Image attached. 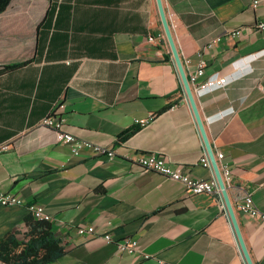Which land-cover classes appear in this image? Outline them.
Returning a JSON list of instances; mask_svg holds the SVG:
<instances>
[{
  "label": "crops",
  "instance_id": "crops-1",
  "mask_svg": "<svg viewBox=\"0 0 264 264\" xmlns=\"http://www.w3.org/2000/svg\"><path fill=\"white\" fill-rule=\"evenodd\" d=\"M162 4L187 77L202 54L199 83L229 81L193 94L220 173L232 172L226 189L243 240L254 264H264V223L240 209L251 194L264 213V0ZM58 103L63 131L115 149L116 158L75 157L41 127ZM146 153L193 178L215 176L202 162L204 141L157 0H12L0 13V191L23 204L0 206V239L23 235L41 206L66 250L49 264H246L223 196L191 195L144 172ZM105 234L136 239L153 258L122 254Z\"/></svg>",
  "mask_w": 264,
  "mask_h": 264
},
{
  "label": "built area",
  "instance_id": "built-area-1",
  "mask_svg": "<svg viewBox=\"0 0 264 264\" xmlns=\"http://www.w3.org/2000/svg\"><path fill=\"white\" fill-rule=\"evenodd\" d=\"M258 1L254 3V7H257ZM262 27V25H260ZM241 30H235L232 32L233 37H238L241 35ZM153 41V38L150 37ZM213 44L207 46V49L211 48ZM199 65L195 71L190 73L188 77V82L192 88L198 93H203L207 91H215L220 88H224L229 84L227 78H220L217 75L209 77L200 84V80L205 77L206 62L202 58V54L199 55ZM190 62V60H188ZM179 74V73H178ZM181 82V79H180ZM183 87V83L181 82ZM184 89V87H183ZM65 110V105L63 103L56 104L50 113L41 121L40 126L46 129H51L56 133L57 139L60 143L68 145L71 149V153L75 157H79L85 151H90L95 156L107 157L110 161L114 160L117 156L115 149L97 145L90 141L80 139L75 135L63 131L64 116L63 112ZM149 121H143L145 125ZM8 145H4L2 149H8ZM206 154L204 155L202 162L212 167L208 152L205 148ZM218 158L222 159L223 154H218ZM138 164L144 172H154L158 173L168 179L179 182L183 184L187 192L191 195L200 194H214L222 196V190L219 187L216 176L211 180H200L191 177L189 174L183 172V168L180 165H174L170 163L164 156L157 153H146L139 157ZM213 168V167H212ZM222 179L226 185V182H230L232 179V172L228 166H224L222 172ZM23 204V199L18 194L6 193L0 191V206L4 208L18 207ZM225 207V204H224ZM241 211L253 218L258 219L264 223V213L258 209L254 203L253 196L248 194L245 201L240 205ZM35 219L40 221L52 222V216L41 206H36L32 211ZM80 234H84L85 230H79ZM104 240L108 244H115L118 251L126 255H139L145 260H150L153 258L152 255L145 253L140 245L139 241L133 238H125L121 240H114L110 234L103 235ZM159 264H163V261H159Z\"/></svg>",
  "mask_w": 264,
  "mask_h": 264
},
{
  "label": "trees",
  "instance_id": "trees-1",
  "mask_svg": "<svg viewBox=\"0 0 264 264\" xmlns=\"http://www.w3.org/2000/svg\"><path fill=\"white\" fill-rule=\"evenodd\" d=\"M12 0H0V13L5 11ZM21 65L5 66L2 72L13 70ZM135 129L120 136L127 140ZM27 231L21 235L18 231L8 233L0 239V261L5 264H49L66 254L61 241L53 232L51 222L40 221L32 215L26 217Z\"/></svg>",
  "mask_w": 264,
  "mask_h": 264
},
{
  "label": "water",
  "instance_id": "water-1",
  "mask_svg": "<svg viewBox=\"0 0 264 264\" xmlns=\"http://www.w3.org/2000/svg\"><path fill=\"white\" fill-rule=\"evenodd\" d=\"M157 3H158V7H159L161 20H162V23H163V26H164V31L166 33L168 42H169L170 47L172 49V53H173L174 63H175L176 69H177V71L179 73V77L181 79V82L183 83L185 94H186V96H187V98H188V100L190 102L191 107H192V110H193L197 125L199 127L200 133H201L203 141H204V146H205V148H206V150L208 152V155H209V158H210V161H211L215 176H216L218 184H219V187L222 190V196L224 198L225 206L227 208L230 220L232 222V225H233L234 230L236 232V235L238 237V241H239V244H240L241 252L243 254L245 263L246 264H254V262H253V260H252V258L250 256V253L248 251V248L246 247V244H245V242L243 240L239 225L237 223V220H236L233 208H232V205H231L230 200L228 198V192H227V189H226V185H225V183H224V181L222 179V175H221L220 170L218 168L214 153L212 151V147L210 145L209 139L207 137V134H206V131H205V128H204L203 121L201 119V116L199 114V111H198V108H197V105H196V102H195V99H194L193 90H192V88H191V86H190V84L188 82V77L186 75L182 60H181V58L179 56V53L177 51L176 44H175L172 32L170 30V26H169L167 18H166V14H165V11H164L162 0H157Z\"/></svg>",
  "mask_w": 264,
  "mask_h": 264
}]
</instances>
